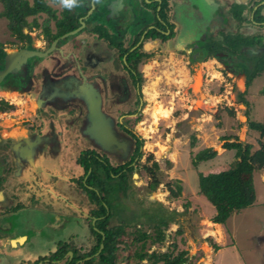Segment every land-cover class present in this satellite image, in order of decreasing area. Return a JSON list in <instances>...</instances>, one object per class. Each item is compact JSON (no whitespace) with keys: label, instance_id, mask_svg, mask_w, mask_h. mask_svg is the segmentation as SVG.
Here are the masks:
<instances>
[{"label":"flooded vegetation","instance_id":"obj_1","mask_svg":"<svg viewBox=\"0 0 264 264\" xmlns=\"http://www.w3.org/2000/svg\"><path fill=\"white\" fill-rule=\"evenodd\" d=\"M23 1L43 5L26 23L0 0V264H102L107 237L122 243L127 228L145 225L127 217L125 201L146 166L127 118L151 93L141 67L154 57L185 66L188 84L237 90L249 113V91L261 83L264 92V0ZM87 81L112 128L136 140L123 162L83 145ZM139 228L135 238L149 240Z\"/></svg>","mask_w":264,"mask_h":264},{"label":"rangeland","instance_id":"obj_2","mask_svg":"<svg viewBox=\"0 0 264 264\" xmlns=\"http://www.w3.org/2000/svg\"><path fill=\"white\" fill-rule=\"evenodd\" d=\"M1 24L0 21V27ZM154 58L141 67L144 74L142 92L146 87L152 94L148 92L149 97L142 94V109L136 112L131 107V115L127 118L133 131L142 139L141 165L151 166L153 160L158 161L161 183L155 190L148 187L151 178L142 167L138 181L132 184L133 197L129 195L125 200L131 206L127 217L141 219L145 225L127 228L128 233L117 252V264H151L150 257L140 262L137 253L141 251L157 255L185 251L187 258L183 264H264V182L258 176L259 170L252 171L255 203L241 212H234L221 225L213 220L215 206L198 193L200 172L219 171L241 159L236 157V149L224 147L225 142L239 141L252 143L254 149L259 147L260 133L252 129L250 121H264V92L259 94L257 91L261 83L249 91L248 113L237 90L229 94L227 90L222 92L214 87V91L208 93L202 88L204 83L188 84L185 73L181 76V69L186 75L189 72L185 66L179 67L162 57ZM242 84L238 86L241 89ZM209 94H212L216 108L208 107ZM154 100L163 104L160 111L147 110ZM193 136L196 137L194 146L191 145ZM208 147L216 150L217 155L195 164V154ZM151 156L152 160L149 159ZM241 167L246 172L251 169L245 164ZM169 181L174 187L177 183L182 185L178 198L171 196L167 186ZM156 222L167 223L166 227L162 226L166 229L164 240L151 244L149 239L143 250L142 242L134 241L138 235L136 230L148 231L155 237L157 232L152 225Z\"/></svg>","mask_w":264,"mask_h":264},{"label":"trees","instance_id":"obj_3","mask_svg":"<svg viewBox=\"0 0 264 264\" xmlns=\"http://www.w3.org/2000/svg\"><path fill=\"white\" fill-rule=\"evenodd\" d=\"M6 3L7 15L22 23H26L25 15L43 9V5L39 1L36 7H30L29 4L23 0H6ZM15 10L17 12H14ZM20 12L23 14L20 15ZM208 101L209 108H216V102L212 98L207 99V102ZM250 125L252 129L260 133L258 148L254 149L252 143L243 144L239 141L225 142L224 147L236 149V157L241 159L236 160V162L228 168L215 172H200L199 174L198 193L207 198V200L215 206L216 214L213 219L215 223H225L234 212H241L244 208L253 205L256 201V189L252 171L254 169H258L259 171L264 169V121L251 122ZM225 138L228 139V137ZM195 144L196 137L193 136L191 145L194 146ZM216 155L217 151L212 147H208L196 153L193 160L195 164H198L200 161L209 160ZM149 159L152 160L153 157L151 156ZM243 164L248 165L251 169L246 172V170L241 167ZM88 165L89 164H87V167ZM145 169L152 178L150 188L155 190L161 183L158 176V161H153L151 166L146 165ZM91 184H96V182L92 181ZM167 186L173 198H178L181 195L182 185L180 183H177L176 187H174L173 183L169 181L167 182ZM102 208L104 209V207ZM164 235L165 233L162 232L161 228H158L155 237L149 235L151 244L163 241ZM147 237L148 233H143L141 236L135 238L134 241L142 242L143 250H145L148 240L144 239ZM120 243V241L111 240L110 237L106 238L104 241L105 249L100 256L102 264H117V256H111L110 254L112 253L111 251L118 250ZM214 246L220 249L217 243H214ZM137 257L140 262L144 258L150 257L151 264H159L160 262H163V264H183L187 258L185 251L178 252L177 254L174 252H167L160 255L149 253L148 251H141L137 253Z\"/></svg>","mask_w":264,"mask_h":264},{"label":"water","instance_id":"obj_4","mask_svg":"<svg viewBox=\"0 0 264 264\" xmlns=\"http://www.w3.org/2000/svg\"><path fill=\"white\" fill-rule=\"evenodd\" d=\"M5 73V71H0V76ZM117 89L118 92L122 91L120 81H118ZM83 90L86 106L85 141L83 145L87 149L104 152L114 160L123 162L133 153L136 140L120 128H112L110 122H113V118L105 113L103 96L93 83L87 81ZM123 103L125 102L119 95L117 107H121Z\"/></svg>","mask_w":264,"mask_h":264},{"label":"crops","instance_id":"obj_5","mask_svg":"<svg viewBox=\"0 0 264 264\" xmlns=\"http://www.w3.org/2000/svg\"><path fill=\"white\" fill-rule=\"evenodd\" d=\"M166 108V107H165ZM260 173V175H258L260 178H261V180L264 182V172L263 171H259ZM221 225V224H220Z\"/></svg>","mask_w":264,"mask_h":264},{"label":"clouds","instance_id":"obj_6","mask_svg":"<svg viewBox=\"0 0 264 264\" xmlns=\"http://www.w3.org/2000/svg\"><path fill=\"white\" fill-rule=\"evenodd\" d=\"M64 2L65 3H73L74 4L76 2V0H64Z\"/></svg>","mask_w":264,"mask_h":264},{"label":"bare ground","instance_id":"obj_7","mask_svg":"<svg viewBox=\"0 0 264 264\" xmlns=\"http://www.w3.org/2000/svg\"><path fill=\"white\" fill-rule=\"evenodd\" d=\"M243 119H245L244 117H242Z\"/></svg>","mask_w":264,"mask_h":264}]
</instances>
